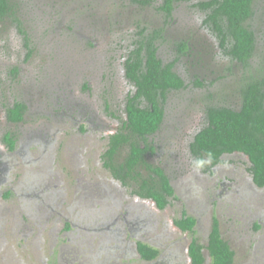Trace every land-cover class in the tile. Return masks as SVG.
<instances>
[{"label": "rangeland", "instance_id": "1", "mask_svg": "<svg viewBox=\"0 0 264 264\" xmlns=\"http://www.w3.org/2000/svg\"><path fill=\"white\" fill-rule=\"evenodd\" d=\"M198 1H178L168 17L162 0H14L20 21L0 24V264H145L138 241L157 247L166 264H183L193 237L175 225L183 210L199 218L201 243L216 216L234 264H264V187L253 184L248 157L226 154L210 174L189 150L206 106H239L241 86L264 72V0L249 22L257 50L248 65L219 46ZM141 27L164 29L158 54L166 62L181 56V40L191 42L205 79L169 94L153 138L149 160L178 186L165 209L133 195L102 158L134 89L124 60ZM178 63L186 70L189 60ZM16 100L28 105L18 123L6 113Z\"/></svg>", "mask_w": 264, "mask_h": 264}, {"label": "trees", "instance_id": "2", "mask_svg": "<svg viewBox=\"0 0 264 264\" xmlns=\"http://www.w3.org/2000/svg\"><path fill=\"white\" fill-rule=\"evenodd\" d=\"M178 1L181 0H162L159 9L171 17ZM139 2L143 5L150 3L149 0ZM255 2H196V6L205 12L204 24L216 34L220 47L231 58L245 65H248L256 51L255 31L249 23L255 13ZM14 4V0H0V24L7 17L20 21ZM163 35V28L141 27L135 37L125 61V69L126 77L136 90L127 98V116L122 127L111 134L102 156L104 166L114 178L133 187V192L140 197L155 200L161 209L170 203L174 188L164 169L148 159V153L156 151L149 136L161 126L169 93L185 87L184 80L173 70L174 62L164 63L158 54V41ZM179 47L183 50L187 45L183 42ZM17 70L18 67H14V74ZM240 93L239 106L219 103L207 105V124L195 135L190 145L191 152L200 165H206L207 161L216 165L223 161L225 154L243 153L249 158V171L254 183L264 187V72L247 80L241 86ZM27 108L23 100L9 104L6 108L8 120L21 122ZM5 140L11 149L15 147L16 139L10 133H6ZM195 223L193 216L177 220L184 230L192 229ZM138 249L148 260L159 254L157 248L144 242H139ZM204 249L208 250L211 258L208 264L235 263L236 252L223 237L217 218L206 245L197 238L193 239L190 246L192 264H206Z\"/></svg>", "mask_w": 264, "mask_h": 264}, {"label": "flooded vegetation", "instance_id": "3", "mask_svg": "<svg viewBox=\"0 0 264 264\" xmlns=\"http://www.w3.org/2000/svg\"><path fill=\"white\" fill-rule=\"evenodd\" d=\"M138 3H140V4H143V3H141V2H139V0H136ZM150 1V0H149ZM175 6H176V4H175ZM175 9V8H174ZM174 9H173V11H174ZM201 10V9H200ZM173 11H172V13H173ZM203 13H205L203 10H201ZM249 22H250V20H249ZM255 35H256V33H255ZM256 40H257V37H256ZM134 41V40H133ZM181 41H183V42H185L186 43V45H187V48L186 49H183L182 51H181V56H179L178 57V55H177V57H175V59H173L172 61H168V62H166L164 59H162L163 61H164V63H169V62H174V67H173V70L174 71H176L180 76H181V78L184 80V82H185V87L184 88H181V89H179V90H182V89H185V88H187L188 86H189V84H190V82L192 83V84H194V83H196V82H203V81H205V79H204V75H203V71L202 72H197L198 70H200L199 69V67H198V65H200V63H199V61H198V59H196V60H193L192 59V50H193V45L191 44V42H187V41H184V40H181ZM180 41V42H181ZM183 42H181V43H183ZM218 43H219V40H218ZM132 45H133V42H132ZM219 46H220V44H219ZM179 50V49H178ZM256 50H257V41H256ZM130 51V50H129ZM158 53H159V50H158ZM255 53V52H254ZM128 55H129V53H128ZM128 55H127V57H128ZM127 57H126V59H127ZM182 58H184V59H187L188 58V60H189V65H188V67H187V69L185 70L184 68H182V67H178V62L179 61H181V59ZM253 58V56L250 58V60ZM126 59L124 60V69H125V61H126ZM201 64H203V60H201ZM243 64V63H242ZM179 68V69H178ZM187 74H189V78L187 77ZM125 77H126V69H125ZM126 79L130 82V83H132L127 77H126ZM132 85L134 86V84L132 83ZM135 86H134V89L133 90H131L130 92H128L127 93V95H126V100H125V102H124V104H123V108H122V114H124V117L122 118V121H121V124H120V126H117L116 128H115V130L113 131V132H111L110 134H108V138H107V144H108V142H109V138H110V136H111V134H113V133H115L116 131H118L121 127H122V125H123V123H124V120L126 119V116H127V114H126V103H127V98H128V96L129 95H131L132 93H134L135 92ZM173 91H178V90H172L171 92H173ZM170 92V93H171ZM169 93V94H170ZM169 96V95H168ZM106 107H107V105H106ZM206 108H207V106H206ZM206 108H205V118H206V121L203 123V125H201V127L199 128V129H197L194 133H193V135H192V138H191V140L189 141V150H190V154H191V156H192V158H193V160H194V162L196 163V165H198L204 172H206V173H210V174H214L215 173V171H216V167L221 163H218V164H216V165H212L210 162H206L205 164L206 165H200L199 164V161H198V159L192 154V152H191V148H190V145H191V143H192V141L194 140V137H195V135L207 124V117H206ZM84 114V113H83ZM112 116H116V113L114 114V113H110ZM167 115H168V110H167V107H166V104H165V106H164V117H163V121H162V123H161V126H160V128L156 131V132H154L152 135H150L149 136V139H150V141H152L153 143H154V140H153V138H154V136H156L160 131H161V129H162V127H163V125L166 123V117H167ZM26 117V114L24 115V118ZM97 117V116H96ZM96 117L94 118V119H96ZM87 118V117H86ZM110 127V126H109ZM82 128L84 129L85 127L84 126H82ZM16 144V143H15ZM108 146V145H107ZM154 146H155V150H156V145H155V143H154ZM11 149V148H10ZM15 149V147L13 148V149H11V150H14ZM107 149V148H106ZM105 149V150H106ZM105 152V151H104ZM156 152V151H155ZM235 153H238V152H235ZM235 153H230V154H235ZM243 154V153H242ZM155 155V153H148V159L150 158V157H152V156H154ZM226 155V154H225ZM224 156V155H223ZM248 157V156H247ZM222 159H223V157H222ZM249 159V158H248ZM210 163V164H209ZM103 165H104V161H103ZM160 165V164H159ZM163 169H164V171H165V173L168 175V177H169V179H170V183H171V185L173 186V188H174V195L172 196V197H170V200L172 201V199H175V198H177V188H178V186L177 185H175L174 184V182H173V180H172V178H171V176H170V174L167 172V170L162 166V165H160ZM105 167V166H104ZM106 168V167H105ZM107 169V168H106ZM107 170H109V169H107ZM109 172L111 173V171L109 170ZM112 175V174H111ZM112 177H113V175H112ZM114 178V177H113ZM114 179H116V178H114ZM116 180H118V179H116ZM120 181V180H119ZM252 181H253V178H252ZM121 182V181H120ZM122 183V182H121ZM123 184V183H122ZM253 184L256 186V187H259V186H257L255 183H254V181H253ZM222 185H224V183L222 184ZM123 186H125V187H130L131 188V193L133 194V195H135L137 198H140V199H147V200H151V201H153L155 204H156V206H157V203H156V201L155 200H153V199H150V198H144V197H140L139 195H137V194H135L134 192H133V187H131V186H128V185H124L123 184ZM259 188H262V187H259ZM223 189L225 190V186H223ZM171 201H170V203H171ZM170 203L168 204V205H170ZM167 205V206H168ZM166 206V207H167ZM158 207V206H157ZM166 207H164V208H162V209H165ZM159 208V207H158ZM159 209H161V208H159ZM184 216H193L195 219H196V223H195V225H194V227L192 228V229H187V230H184V229H182L178 224H177V220L179 219H176L175 220V225L182 231V232H186V233H188V234H190V233H192L193 234V237L191 238V240L187 243V245H186V250L184 251V255H183V257L181 256V261L180 262H182L183 264H192V259H191V256H190V246H191V243L193 242V239L194 238H196V237H194V236H196L197 235V233H196V231H197V226L199 225V223H200V220H199V218L198 217H195L194 215H191V214H188V212L187 211H184L183 210V213H182V215H181V217L180 218H182V217H184ZM215 218H217L218 219V217H216V216H214L213 217V219H212V224H211V229H212V226H213V223H214V220H215ZM219 220V219H218ZM219 223H220V220H219ZM210 233V232H209ZM208 236H209V234H208ZM198 239V238H197ZM139 242H143V241H138L137 242V251H138V254L141 256V258L146 262L145 264H166L164 261H165V258L163 257V254H161V252H159V254H158V256L156 257V258H154V259H151V260H148V259H145L142 255H141V253L139 252V249H138V246H139ZM144 243H147V242H144ZM147 244H149V243H147ZM149 245H151V244H149ZM151 246H153V245H151ZM154 247V246H153ZM155 248H157V247H155ZM158 249V248H157ZM159 250V249H158ZM208 251V250H207ZM204 252H205V249H204ZM208 255H209V252H208ZM205 256H206V254H205ZM209 258H210V255H209ZM210 260H211V258H210ZM210 260L208 261L207 259H206V264H208L209 262H210ZM179 262V263H180Z\"/></svg>", "mask_w": 264, "mask_h": 264}]
</instances>
